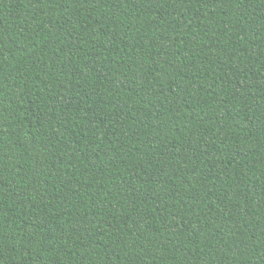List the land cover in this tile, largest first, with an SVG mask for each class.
Masks as SVG:
<instances>
[{
  "label": "trees",
  "instance_id": "trees-1",
  "mask_svg": "<svg viewBox=\"0 0 264 264\" xmlns=\"http://www.w3.org/2000/svg\"><path fill=\"white\" fill-rule=\"evenodd\" d=\"M0 264H264V0H0Z\"/></svg>",
  "mask_w": 264,
  "mask_h": 264
}]
</instances>
